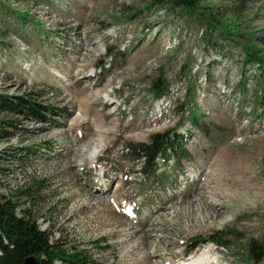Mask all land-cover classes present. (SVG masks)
<instances>
[{
  "label": "rangeland",
  "instance_id": "rangeland-1",
  "mask_svg": "<svg viewBox=\"0 0 264 264\" xmlns=\"http://www.w3.org/2000/svg\"><path fill=\"white\" fill-rule=\"evenodd\" d=\"M262 36L264 0H0V95L50 108L7 128L0 197L91 264H264ZM167 130L190 159L144 180L133 146Z\"/></svg>",
  "mask_w": 264,
  "mask_h": 264
},
{
  "label": "trees",
  "instance_id": "trees-1",
  "mask_svg": "<svg viewBox=\"0 0 264 264\" xmlns=\"http://www.w3.org/2000/svg\"><path fill=\"white\" fill-rule=\"evenodd\" d=\"M176 9H184L189 12L197 7L198 0H163ZM264 45V36L258 39ZM259 51L251 54L247 53L248 60L259 63L257 57ZM45 109H50L37 103L31 96H5L0 95V115L11 117L8 121H0V141L7 140L11 133L7 128H17L18 117L46 119ZM35 118V119H36ZM55 123V121H52ZM36 129H29L26 132H34ZM9 140V139H8ZM133 157L140 165V174L144 180H157L160 162H170L175 159L189 161V155L184 148L180 135L174 130L153 134L148 143L133 146ZM0 156V164L2 161ZM0 170L2 168L0 167ZM13 198L0 197V264H25L28 257H32L39 264H91L90 258L84 253L67 251L60 247L58 243L53 244L50 240L49 231L40 229L37 221L31 213L21 211ZM211 235L210 240H201L199 245L211 243L215 245L218 241ZM221 243V242H220ZM198 246V245H197ZM196 246V247H197ZM191 247L189 254L196 248ZM259 246L253 244L251 252L258 254Z\"/></svg>",
  "mask_w": 264,
  "mask_h": 264
},
{
  "label": "bare ground",
  "instance_id": "bare-ground-1",
  "mask_svg": "<svg viewBox=\"0 0 264 264\" xmlns=\"http://www.w3.org/2000/svg\"><path fill=\"white\" fill-rule=\"evenodd\" d=\"M97 148H100V147H97ZM252 177V176H251ZM250 176L246 175V174H240L239 176H235V175H231V174H228L226 176H223L221 177L222 180H229V181H237L240 183H243V188H247L248 190H250V188L248 187V185L251 184V178ZM209 179L213 180V181H217L218 180V177L216 176H213L211 173L208 174V177ZM254 179V178H253ZM248 183V185L246 186L245 183ZM238 183V184H239ZM247 190V191H248ZM246 191V190H245ZM217 195H225V189L222 187V188H215L214 190L210 191L208 193V199H209V203H207L208 206H213V205H216L217 204V198H213L216 197ZM201 197V195H198ZM196 197V196H195ZM193 197V198H195ZM200 206H202V203L199 204ZM209 211V210H208ZM207 211V215H205V217L207 219H213L214 217V214L215 213H211L210 211L208 212ZM218 217V213L216 212V218ZM224 223L225 222H228V219L224 220L223 221ZM204 252V254H203ZM212 251L210 249H205L204 251L202 250L201 252H197V254L193 255L185 264H212V260H213V255L211 254ZM203 254V255H202ZM183 263V264H184ZM214 264V263H213Z\"/></svg>",
  "mask_w": 264,
  "mask_h": 264
},
{
  "label": "water",
  "instance_id": "water-1",
  "mask_svg": "<svg viewBox=\"0 0 264 264\" xmlns=\"http://www.w3.org/2000/svg\"><path fill=\"white\" fill-rule=\"evenodd\" d=\"M25 264H39L38 261L32 257H28L26 260H25Z\"/></svg>",
  "mask_w": 264,
  "mask_h": 264
},
{
  "label": "built area",
  "instance_id": "built-area-1",
  "mask_svg": "<svg viewBox=\"0 0 264 264\" xmlns=\"http://www.w3.org/2000/svg\"><path fill=\"white\" fill-rule=\"evenodd\" d=\"M43 230V229H42Z\"/></svg>",
  "mask_w": 264,
  "mask_h": 264
}]
</instances>
